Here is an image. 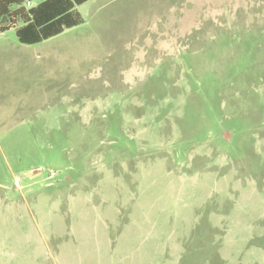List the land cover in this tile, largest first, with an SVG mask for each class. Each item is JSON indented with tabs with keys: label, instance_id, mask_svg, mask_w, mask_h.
<instances>
[{
	"label": "rangeland",
	"instance_id": "374dc122",
	"mask_svg": "<svg viewBox=\"0 0 264 264\" xmlns=\"http://www.w3.org/2000/svg\"><path fill=\"white\" fill-rule=\"evenodd\" d=\"M76 11L72 80L0 122V264H264V0Z\"/></svg>",
	"mask_w": 264,
	"mask_h": 264
},
{
	"label": "crops",
	"instance_id": "0c3cea01",
	"mask_svg": "<svg viewBox=\"0 0 264 264\" xmlns=\"http://www.w3.org/2000/svg\"><path fill=\"white\" fill-rule=\"evenodd\" d=\"M45 1L47 0L30 1L31 6L28 8ZM87 2L75 6L73 12L79 16L76 8ZM75 27L64 29L59 35L37 44L17 42L0 46V100L4 98V105L0 107V122L5 120L3 117L6 115H20L18 111L22 110V107L19 104L25 102L27 97H31L32 100L37 98L38 101L44 98L43 102L46 103L52 95L50 81H61L64 84L65 81L72 80L74 50L82 47L85 41L83 40V44L80 45L82 42H75V39L60 37Z\"/></svg>",
	"mask_w": 264,
	"mask_h": 264
},
{
	"label": "trees",
	"instance_id": "16d2710c",
	"mask_svg": "<svg viewBox=\"0 0 264 264\" xmlns=\"http://www.w3.org/2000/svg\"><path fill=\"white\" fill-rule=\"evenodd\" d=\"M28 1L33 0H0V34L15 28L19 43L33 45L77 26L73 9L89 0H47L32 8Z\"/></svg>",
	"mask_w": 264,
	"mask_h": 264
},
{
	"label": "built area",
	"instance_id": "2783aa9c",
	"mask_svg": "<svg viewBox=\"0 0 264 264\" xmlns=\"http://www.w3.org/2000/svg\"><path fill=\"white\" fill-rule=\"evenodd\" d=\"M26 6L30 7L31 6V2L30 1L26 2Z\"/></svg>",
	"mask_w": 264,
	"mask_h": 264
}]
</instances>
